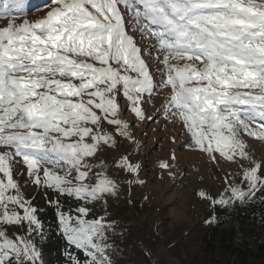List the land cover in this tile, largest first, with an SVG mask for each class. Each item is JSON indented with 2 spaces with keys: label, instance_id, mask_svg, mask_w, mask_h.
Listing matches in <instances>:
<instances>
[{
  "label": "snow or ice",
  "instance_id": "snow-or-ice-1",
  "mask_svg": "<svg viewBox=\"0 0 264 264\" xmlns=\"http://www.w3.org/2000/svg\"><path fill=\"white\" fill-rule=\"evenodd\" d=\"M0 19V264H49L51 239L57 264H115L107 205L147 183L137 129L161 118L224 173L197 192L213 212L264 201V0H2Z\"/></svg>",
  "mask_w": 264,
  "mask_h": 264
},
{
  "label": "rangeland",
  "instance_id": "rangeland-1",
  "mask_svg": "<svg viewBox=\"0 0 264 264\" xmlns=\"http://www.w3.org/2000/svg\"><path fill=\"white\" fill-rule=\"evenodd\" d=\"M35 1L31 0L30 5ZM28 13V20H35L44 15L43 11H35L33 8H30ZM6 23L7 20L0 19V26ZM162 97L163 92L154 98L153 103L157 107ZM147 110L149 114L155 112L151 104L147 106ZM137 134L141 137L140 143L143 145L141 158L144 168L141 175L147 183L143 187H125L116 198L109 200L107 210L124 211L130 222L145 227L150 233L157 230V235L162 237L163 245L160 246L159 253L162 254L165 253L167 244L172 241L170 238L174 233L182 234L202 219H209L212 209L197 196V192L203 188L215 195L221 189V177L224 173L198 152L184 149L178 131L171 123L165 125L163 118L157 123L141 125ZM173 134L178 137L175 142L172 141ZM253 151L257 157L264 156V147L259 144L255 145ZM172 153H175L177 162L172 169V175H169L157 165L159 161L167 160ZM108 160L110 161L111 157H108ZM28 191H33L31 186ZM256 196L260 194L257 193ZM38 200L43 203V197L38 196ZM97 211H102L99 206ZM48 219L50 221L49 216ZM44 251L49 264H57L60 259L55 256L56 253L47 254L45 248ZM167 260L171 264H178L176 260Z\"/></svg>",
  "mask_w": 264,
  "mask_h": 264
},
{
  "label": "trees",
  "instance_id": "trees-1",
  "mask_svg": "<svg viewBox=\"0 0 264 264\" xmlns=\"http://www.w3.org/2000/svg\"><path fill=\"white\" fill-rule=\"evenodd\" d=\"M123 212L107 210L115 225L111 241L116 247L111 253L115 264H171L167 259L178 264H264V201L260 196L246 205L212 211L209 219L182 234L174 233L162 254L157 230L148 232ZM209 220L212 222L206 223ZM45 250L60 259L56 239Z\"/></svg>",
  "mask_w": 264,
  "mask_h": 264
},
{
  "label": "bare ground",
  "instance_id": "bare-ground-1",
  "mask_svg": "<svg viewBox=\"0 0 264 264\" xmlns=\"http://www.w3.org/2000/svg\"><path fill=\"white\" fill-rule=\"evenodd\" d=\"M42 1H43V0H42ZM35 3H39V1H38V0H36V1H35ZM31 5H34V4H31ZM31 8H32V7H31ZM30 18H31V17H30Z\"/></svg>",
  "mask_w": 264,
  "mask_h": 264
}]
</instances>
